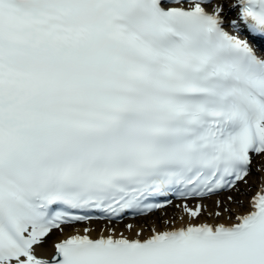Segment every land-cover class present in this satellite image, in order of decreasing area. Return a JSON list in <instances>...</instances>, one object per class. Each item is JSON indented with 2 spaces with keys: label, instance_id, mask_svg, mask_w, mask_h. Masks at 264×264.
Returning <instances> with one entry per match:
<instances>
[{
  "label": "snow or ice",
  "instance_id": "obj_1",
  "mask_svg": "<svg viewBox=\"0 0 264 264\" xmlns=\"http://www.w3.org/2000/svg\"><path fill=\"white\" fill-rule=\"evenodd\" d=\"M0 264H264V0H0Z\"/></svg>",
  "mask_w": 264,
  "mask_h": 264
},
{
  "label": "bare ground",
  "instance_id": "obj_2",
  "mask_svg": "<svg viewBox=\"0 0 264 264\" xmlns=\"http://www.w3.org/2000/svg\"><path fill=\"white\" fill-rule=\"evenodd\" d=\"M249 185H251V190L248 189V185H244V184H240L238 185L239 189H240V193H237L235 191L233 192H226V193H221L219 195L220 198H225L228 195H233L234 197H236L237 199H241V200H245V202L247 201V199L251 196V194L257 189V184H256V177L250 176L249 177ZM243 193V194H241ZM216 197H213V199H215ZM173 203H178V201L173 200ZM210 203V201H209ZM174 214V210L172 207H169L165 210H160V211H156L153 214L147 216V217H134V218H126L123 222H115L114 223V227L118 230V231H124L126 235H128L129 233L126 232V230L124 229V225L128 224V223H132L134 225H143L146 229L154 224L157 223H161L162 221L167 219L168 217H172ZM105 222H93L92 227L96 228V227H103ZM78 227H82V225H79ZM66 231H70V229H66ZM58 234L54 233L52 237H50V239H55L56 236Z\"/></svg>",
  "mask_w": 264,
  "mask_h": 264
}]
</instances>
